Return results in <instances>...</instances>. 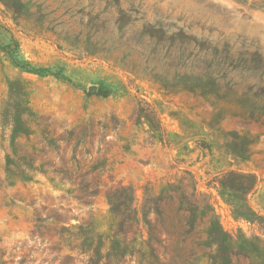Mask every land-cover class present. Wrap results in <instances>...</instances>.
Returning a JSON list of instances; mask_svg holds the SVG:
<instances>
[{"label":"rangeland","instance_id":"374dc122","mask_svg":"<svg viewBox=\"0 0 264 264\" xmlns=\"http://www.w3.org/2000/svg\"><path fill=\"white\" fill-rule=\"evenodd\" d=\"M0 264H264V0H0Z\"/></svg>","mask_w":264,"mask_h":264},{"label":"trees","instance_id":"16d2710c","mask_svg":"<svg viewBox=\"0 0 264 264\" xmlns=\"http://www.w3.org/2000/svg\"><path fill=\"white\" fill-rule=\"evenodd\" d=\"M248 177H249V176H248ZM251 177L253 178V180L251 181V183H250V185H249V188L252 187V186H253V183H254V176L251 175ZM213 235H214V234H213ZM216 235H218V232H216ZM216 237H217V236H214L213 240H216V239H217ZM216 243H218V242H216Z\"/></svg>","mask_w":264,"mask_h":264}]
</instances>
